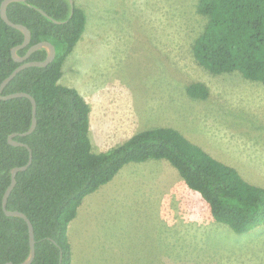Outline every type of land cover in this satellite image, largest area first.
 Listing matches in <instances>:
<instances>
[{
  "label": "rangeland",
  "instance_id": "rangeland-1",
  "mask_svg": "<svg viewBox=\"0 0 264 264\" xmlns=\"http://www.w3.org/2000/svg\"><path fill=\"white\" fill-rule=\"evenodd\" d=\"M197 1L74 0L86 24L59 83L76 88L90 106L93 152L138 130L171 126L264 187V85L237 70L212 73L194 60L192 43L206 22ZM190 81L205 83L210 95L190 97ZM147 161L159 163L85 198L70 227L74 264H264V224L234 232L213 220L167 160ZM162 205L164 256L160 250L157 258L142 241L143 214L156 215ZM156 232L161 236L160 227Z\"/></svg>",
  "mask_w": 264,
  "mask_h": 264
},
{
  "label": "trees",
  "instance_id": "trees-1",
  "mask_svg": "<svg viewBox=\"0 0 264 264\" xmlns=\"http://www.w3.org/2000/svg\"><path fill=\"white\" fill-rule=\"evenodd\" d=\"M197 11L206 22L192 43L194 60L212 73L237 70L264 85V0H198ZM6 14L31 33L28 45L17 49L19 56L43 40L54 45L55 56L45 66L21 69L1 92L30 94L36 103V126L20 135L31 123L29 98L0 99V264L18 263L29 250L26 221L6 215L2 208L11 168L23 165L29 157L26 146L8 142L11 133L32 154L29 166L16 173L6 201L7 209L21 211L32 224L35 251L30 264H71L69 223L83 199L129 162L167 160L206 201L213 220L236 233L264 224V187L248 182L236 168L171 126L138 130L107 150L92 151L90 106L76 88L59 83L63 63L85 28L86 15L80 6L74 2L71 8L69 0L14 1L7 5ZM23 37L0 16V83L20 64L11 51ZM45 57V49L40 48L27 60ZM186 91L196 99L210 95L201 81H190Z\"/></svg>",
  "mask_w": 264,
  "mask_h": 264
},
{
  "label": "water",
  "instance_id": "water-1",
  "mask_svg": "<svg viewBox=\"0 0 264 264\" xmlns=\"http://www.w3.org/2000/svg\"><path fill=\"white\" fill-rule=\"evenodd\" d=\"M14 1H26V0H2L1 1V4H0V16L1 18L10 26L20 30L22 33H23V41L21 44L19 45H16L12 48V57L17 61V62H20V64L14 68L0 83V99H8V98H12V97H17V96H25L27 98H29V100L31 101V105H32V118H31V123L28 127L27 130L23 131L20 133V135H26V134H29L31 133L35 126H36V116H35V113H36V103H35V100L34 98L26 93V92H23V91H18V92H12V93H8V94H5V95H2L1 92L4 88V86L7 84V82H9L15 75L17 72H19L21 69L27 67V66H45L47 65V63H49L50 61L53 60L54 56H55V47L54 45L49 42V41H46V40H43V41H39L37 43H34L32 45H30L26 51V53L23 55V56H19L17 54V49L20 48V47H24L26 45H28L29 43V40H30V36H31V33H30V30L28 29V27H26L25 25L21 24V23H15V22H12L7 14H6V8H7V5L10 3V2H14ZM69 3H70V6L71 8L73 7L74 5V0H69ZM40 11L47 15L45 11L41 10ZM55 22H59L57 20H54ZM40 48H44L45 51H46V57L43 59V60H27L29 55L36 49H40ZM16 135V133H11L10 135H8L7 137V140L10 144L12 145H24L26 146L28 149H29V157H28V160L26 161V163H24L23 165H20V166H15V167H12L11 170H10V182L9 184L7 185L4 193H3V196H2V208L5 212L6 215H12V216H19V217H22L27 225H28V240H29V250H28V253L26 255V257L18 262V263H12V262H7L5 264H30L33 257H34V232H33V227H32V224L31 222L29 221V219L27 218V216L22 213L21 211H18V210H9L6 208V201H7V197L10 193V191L12 190V188L14 187L15 183H16V173L18 171H23L25 170L29 164L31 163V160H32V154H31V150L30 148L28 147V145L26 143H23V142H20V141H16L13 139V136ZM60 258H61V254H60Z\"/></svg>",
  "mask_w": 264,
  "mask_h": 264
},
{
  "label": "crops",
  "instance_id": "crops-1",
  "mask_svg": "<svg viewBox=\"0 0 264 264\" xmlns=\"http://www.w3.org/2000/svg\"><path fill=\"white\" fill-rule=\"evenodd\" d=\"M151 160V159H150ZM155 160H158V159H155ZM159 161H143V162H136L138 163V165H135V164H124L123 167L119 170V172L110 180L111 182L109 183L108 186L112 185L113 181H117V182H124V181H129L128 179H131L133 180L134 177H133V172L132 170H136V172L140 171L141 169L145 168V167H148L150 166L149 164L151 165H154V166H157ZM130 163V162H129ZM162 164V163H161ZM164 164V163H163ZM139 173V172H138ZM108 183V182H107ZM106 183V184H107ZM104 185V184H103ZM88 196V195H87ZM87 196L85 198H87ZM85 198L83 199L80 207L78 208V212H77V215L76 217L69 223L68 225V237H69V241H70V244H71V249H72V262L71 264H74L75 262V256H74V238L71 236L70 234V227H71V223L73 221H75L79 216V211L81 209V207H83V204L85 203ZM87 200V199H86ZM124 205L126 206V204L124 203ZM163 206V205H162ZM128 206H126V209H127ZM159 210L160 212L156 215H150L148 212H146V214L144 213L143 214V217L144 219L146 220L145 224H143V239L142 241L147 245H150L152 247H154V249L156 250L154 253H153V256L154 257H159V253L160 250H161V257L164 256V252L163 250L160 248V245L158 244L159 243V238L162 237L161 239V242L163 243L164 241V234L162 232H165V229H164V226H165V213H164V206L157 209ZM126 211V210H125ZM133 213V212H132ZM135 214V213H134ZM149 220H152L151 223L149 225H147L148 221ZM158 227H160V235L156 232ZM163 227V230L161 231V228ZM79 237V236H78ZM80 238V237H79ZM97 241V240H96ZM85 242V241H84ZM85 245H86V242H85ZM94 245H95V241H94ZM93 245V248L95 249V246ZM146 246L144 247L146 249ZM80 247L84 250V246L82 244V240H81V243H80ZM91 248L90 246V243H87V248L85 249H89ZM84 254H85V251H84ZM96 256V254H94L93 252V257Z\"/></svg>",
  "mask_w": 264,
  "mask_h": 264
}]
</instances>
